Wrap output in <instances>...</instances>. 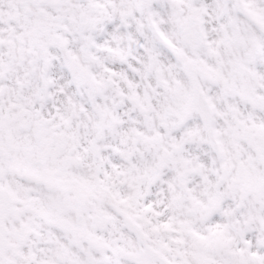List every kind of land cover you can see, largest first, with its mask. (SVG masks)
Returning <instances> with one entry per match:
<instances>
[{
    "label": "snow or ice",
    "instance_id": "obj_1",
    "mask_svg": "<svg viewBox=\"0 0 264 264\" xmlns=\"http://www.w3.org/2000/svg\"><path fill=\"white\" fill-rule=\"evenodd\" d=\"M0 264H264V0H0Z\"/></svg>",
    "mask_w": 264,
    "mask_h": 264
}]
</instances>
